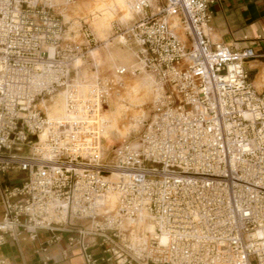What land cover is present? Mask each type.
Instances as JSON below:
<instances>
[{
    "label": "built area",
    "instance_id": "built-area-1",
    "mask_svg": "<svg viewBox=\"0 0 264 264\" xmlns=\"http://www.w3.org/2000/svg\"><path fill=\"white\" fill-rule=\"evenodd\" d=\"M158 1L131 0L132 22H114L134 66L77 84L92 33L78 42L52 0H0V246L46 230L83 264H264V92L244 66L255 54L211 41L222 0ZM143 73L154 86L138 143L103 156L96 119L125 75ZM59 94L74 115L63 123L41 105ZM9 171L24 177L3 184Z\"/></svg>",
    "mask_w": 264,
    "mask_h": 264
},
{
    "label": "rangeland",
    "instance_id": "rangeland-1",
    "mask_svg": "<svg viewBox=\"0 0 264 264\" xmlns=\"http://www.w3.org/2000/svg\"><path fill=\"white\" fill-rule=\"evenodd\" d=\"M52 2V11L62 16L69 31L76 32L78 42L82 39L81 29L84 28H87L96 40L95 45L89 46L85 57L79 59L81 63L78 68L79 72H77V68L76 71L74 70L75 66L73 65L70 72V78L73 81L94 82L104 76L111 75L117 66H131L132 63H135L134 47L124 41V35L121 32L116 33L113 28L115 21L121 27H125L134 19L133 14L129 18L126 13L124 0H75L68 4L64 3V0H52ZM163 3L164 0H159L158 3L153 4V9ZM177 30L182 35V30L180 28ZM92 49L93 51L90 53ZM145 74L125 75L123 87L118 93H113L108 98L99 114L97 123L100 129L99 136L101 137L103 156L109 154L112 147L122 143H138L140 133L144 129L142 124L139 127L138 125L143 117L148 119L152 113L149 79L143 77ZM80 78L86 79L79 80ZM118 96L123 97L118 98ZM122 106H125V110L118 114V107ZM142 113L143 116L135 127L136 118ZM115 117L117 118L116 122L113 121ZM120 130L126 133L120 134ZM106 147L108 148L106 149ZM22 177H24V173L15 171L1 175L3 184H11ZM148 221L149 219H147ZM85 226L87 225L85 224Z\"/></svg>",
    "mask_w": 264,
    "mask_h": 264
},
{
    "label": "crops",
    "instance_id": "crops-1",
    "mask_svg": "<svg viewBox=\"0 0 264 264\" xmlns=\"http://www.w3.org/2000/svg\"><path fill=\"white\" fill-rule=\"evenodd\" d=\"M209 37L232 49L250 47L255 56L244 61L252 86L264 92V0H222L210 6ZM81 77V74H80ZM2 180V178H1ZM16 180L11 184H15ZM24 231L16 240L6 238L0 246V256L5 264H83L84 259L78 245L68 247L66 234L51 242L57 232L39 230L35 238ZM97 257L102 247L90 245ZM69 250L68 255L64 252ZM103 264V263H98Z\"/></svg>",
    "mask_w": 264,
    "mask_h": 264
},
{
    "label": "bare ground",
    "instance_id": "bare-ground-1",
    "mask_svg": "<svg viewBox=\"0 0 264 264\" xmlns=\"http://www.w3.org/2000/svg\"><path fill=\"white\" fill-rule=\"evenodd\" d=\"M124 6H125V11H126V13L129 15V18H131V14H132V9H131V0H124ZM128 18V19H129ZM128 19H126V20H128ZM119 41L121 42V39H119ZM92 51H93V49L92 50H90V53H92ZM81 65V63H80V60L79 59H77L75 62H74V66H75V68H77V72H79V70H78V68H79V66ZM134 66V63H132V65L131 66H123V65H121V66H117V67H115V69L116 68H118V67H127V68H132ZM143 77H146L147 79H149V94H150V97L152 96V93H153V86H154V80H153V78L150 76V75H148V74H145V76H143ZM86 78H80L79 80H85ZM77 81V80H76ZM77 84H85V83H81V81L79 82H76ZM87 83H91V82H87ZM123 96H118V98H122ZM41 105H43V106H46L47 107V112H48V115H49V117L50 118H54V119H57V120H59L61 123H63L64 121H69V120H71V119H74V115L73 114H67L66 113V110H65V100H64V96H63V94H59V95H57V96H51V97H48V98H45V99H43V101H42V103H41ZM123 110H125V106H122V107H118V114H119V112H123ZM128 110V109H127ZM125 112V111H124ZM116 114H117V112H116ZM116 114H114V115H116ZM133 115V114H132ZM142 116H143V113L142 114H140V116H138L137 118H136V122H135V127L137 126V123H138V120L140 119V118H142ZM99 117V116H98ZM144 119V117L141 119V121H140V123H139V125H138V127L141 125V123H142V120ZM97 120H98V118L96 119V124H97V130H98V132H99V125H98V123H97ZM115 120H117V118L115 117L114 119H113V121H115ZM116 122V121H115ZM114 125V124H113ZM111 126V125H110ZM121 131V130H120ZM126 132L125 131H121L120 132V134H125ZM110 135V134H109ZM108 147H106V149H107ZM110 198V202L113 204V202L115 201V197L114 196H110L109 197ZM147 217L146 216H143V217H141L139 220H138V223H137V225L138 226H142L143 224V226H142V228L144 229V231H147V232H150V233H152L153 231H154V226H153V223L149 220L148 222H147ZM141 228V229H142ZM142 229V230H143ZM160 243L161 244H165L166 243V238L164 237V236H162L161 238H160Z\"/></svg>",
    "mask_w": 264,
    "mask_h": 264
}]
</instances>
